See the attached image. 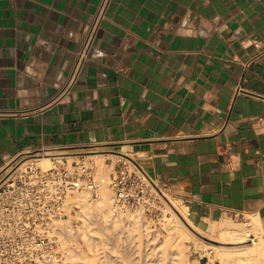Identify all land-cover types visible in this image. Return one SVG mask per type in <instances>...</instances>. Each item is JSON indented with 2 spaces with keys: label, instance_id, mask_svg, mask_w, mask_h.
<instances>
[{
  "label": "crops",
  "instance_id": "1",
  "mask_svg": "<svg viewBox=\"0 0 264 264\" xmlns=\"http://www.w3.org/2000/svg\"><path fill=\"white\" fill-rule=\"evenodd\" d=\"M0 0V170L30 152L118 151L201 231L264 234V0Z\"/></svg>",
  "mask_w": 264,
  "mask_h": 264
},
{
  "label": "rangeland",
  "instance_id": "2",
  "mask_svg": "<svg viewBox=\"0 0 264 264\" xmlns=\"http://www.w3.org/2000/svg\"><path fill=\"white\" fill-rule=\"evenodd\" d=\"M46 153L57 155L58 151H45L41 155ZM65 153L67 154L63 157L83 155L89 161L88 165L100 187L92 200L82 193H74L68 197L67 217L63 222L66 233L65 257L62 262L53 264H220V258L216 254L221 250L219 247L226 251H238L246 247L251 239L257 243L263 242V231L250 232L245 237L246 242L242 243L223 240L197 229L196 225L182 215L177 216V224L167 232L166 217L172 212L168 218H173L174 210L170 209V204H166V201L172 203L171 200H176L154 183L151 186L145 182L150 195L145 206L133 210L116 209L114 206V192L108 186L109 177L120 169L122 163L138 174L133 166L138 165L131 156L105 150H92L82 154ZM93 154L103 157L98 168L93 166L90 158H86ZM67 159L68 162L78 160ZM102 194L106 197L104 203L100 201ZM71 196L75 198L72 199ZM79 196L87 198L83 200L82 208L75 204ZM230 257L232 256H228L227 260L233 264V257ZM263 259L264 257L259 264H264Z\"/></svg>",
  "mask_w": 264,
  "mask_h": 264
},
{
  "label": "built area",
  "instance_id": "3",
  "mask_svg": "<svg viewBox=\"0 0 264 264\" xmlns=\"http://www.w3.org/2000/svg\"><path fill=\"white\" fill-rule=\"evenodd\" d=\"M110 0H100L93 21L76 52L71 79L90 58L99 22ZM44 152H30L0 170V264H53L65 257L66 202L74 193L98 191L89 161L83 155L77 161L60 162L43 170L39 158ZM129 169L125 163L109 177L116 209L133 210L145 206L150 195L141 169Z\"/></svg>",
  "mask_w": 264,
  "mask_h": 264
},
{
  "label": "bare ground",
  "instance_id": "4",
  "mask_svg": "<svg viewBox=\"0 0 264 264\" xmlns=\"http://www.w3.org/2000/svg\"><path fill=\"white\" fill-rule=\"evenodd\" d=\"M65 154H67V153H65L63 151V152H58L57 155L48 154V153H46L44 155H39V156H41L38 159L39 164L43 170H47V169L51 168L55 162H60L62 158H77V156H75V157H70V156L69 157L68 156L63 157V155H65ZM112 156H115V155H112ZM86 158H90V160L93 161V166H95L96 168H98L99 165L101 166L102 161H103L102 155H98V154L88 155V156H86ZM108 165H110V164H108ZM101 169H102V167L100 168V170ZM103 173H104V170H103ZM141 173L144 175L147 183L152 186V184L154 182L145 174V172L141 171ZM71 198L74 199L75 196H71ZM105 198L106 197L102 194L100 197V199H101L100 201L102 203H104L106 201ZM76 200L77 201H75V204H77L78 206H80L82 208L84 205L83 200L85 201V200H87V198L79 196L76 198ZM171 201L173 204L169 200H168V203L166 201V204H168V205L170 204V209L172 211L174 210V215H172L174 217L168 218V217H171L172 212H170L171 214L169 213L167 215L168 217H166L167 232H168V230H172L173 226L175 224H177L176 218H178L179 216L182 215L189 221L188 215L186 213L187 212L186 208L177 201L176 202H174L173 200H171ZM245 225H247V227H245ZM80 229H81V226H80ZM262 231H263V225L254 219H252L248 222H245L244 224L237 223V222H234L232 220H229V221L223 220L220 222V224L216 230H214L212 226H209L206 233H208L210 235H215L218 238L223 239V240H229L230 242L233 241L234 243L235 242L242 243V242H246L245 237L248 236L250 234V232H256V233L258 232L259 233ZM84 235H82V236H84ZM219 249H221V250H219ZM219 249H218L219 251L217 250L218 252H216V254L220 258V261H219L220 264H230V262L227 260L228 259L227 257L230 255L233 257L232 262H231L233 264H259L260 260L264 257V239H263V242H259V243H257L254 239H251L250 243L246 247H244L238 251H229V249H228V251H229L228 252V251L224 250V248H220V247H219ZM232 257H230V259Z\"/></svg>",
  "mask_w": 264,
  "mask_h": 264
}]
</instances>
